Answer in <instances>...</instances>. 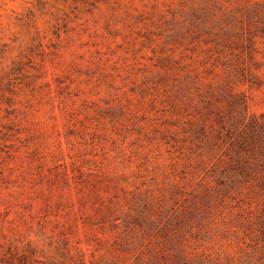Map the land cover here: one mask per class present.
Here are the masks:
<instances>
[{
  "label": "rangeland",
  "instance_id": "obj_1",
  "mask_svg": "<svg viewBox=\"0 0 264 264\" xmlns=\"http://www.w3.org/2000/svg\"><path fill=\"white\" fill-rule=\"evenodd\" d=\"M263 126L264 0H0V264H264Z\"/></svg>",
  "mask_w": 264,
  "mask_h": 264
},
{
  "label": "trees",
  "instance_id": "obj_2",
  "mask_svg": "<svg viewBox=\"0 0 264 264\" xmlns=\"http://www.w3.org/2000/svg\"><path fill=\"white\" fill-rule=\"evenodd\" d=\"M263 131H264V129L261 128V132H262L261 135H264ZM249 159H250V157H249ZM247 162L249 163V161H247ZM248 163H247V165H248Z\"/></svg>",
  "mask_w": 264,
  "mask_h": 264
}]
</instances>
